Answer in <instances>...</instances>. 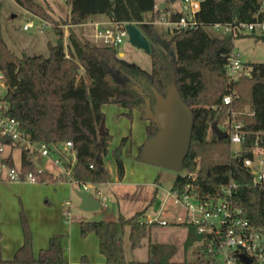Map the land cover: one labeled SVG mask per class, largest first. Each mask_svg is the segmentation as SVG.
I'll use <instances>...</instances> for the list:
<instances>
[{
	"label": "trees",
	"instance_id": "obj_1",
	"mask_svg": "<svg viewBox=\"0 0 264 264\" xmlns=\"http://www.w3.org/2000/svg\"><path fill=\"white\" fill-rule=\"evenodd\" d=\"M14 1L29 13L50 22L58 39L56 44H50L49 57H19L8 47L0 31V67L5 75L4 101L10 106L8 115L18 120L35 142L49 146L72 142L76 161L74 165L68 162L66 168L71 169L74 181L98 189L110 180L105 158L112 136L106 129L100 134L105 105H117L127 111L129 117L136 111L146 121L147 111L154 109L157 95L165 97L169 88L176 87L192 109L194 118L190 150L184 161L186 173L176 179L172 192L183 193L193 184L199 197L204 199L218 195L223 186L235 182L238 188L232 203L264 236V189L253 184L252 174L243 165L250 154L242 152L236 157L230 139L219 140L213 131L215 123L223 127L235 113L252 135L264 132V64H251L250 75L229 82L228 57L234 50V41L245 35L212 37L207 32V27L216 24L264 22V0H202L196 17L198 26L175 30L171 39L161 35L154 25L162 14L156 10L157 0H67L71 10L63 23L69 26L67 46L62 24L42 5L35 0ZM98 17L138 26L152 46L150 73L124 61L118 48L92 45L74 31L75 26L88 24ZM178 17L173 16L175 20ZM250 36L264 41V35ZM115 72L138 86L143 95L115 82ZM230 94L236 95L233 104L223 106V98ZM147 123L146 140L159 131L154 123ZM129 141L130 136L124 138L113 151L120 181L126 173L123 149ZM255 141L256 136H249L245 147L254 146ZM23 162L25 172L36 171L35 162L26 154ZM67 179L64 174L46 171L40 176V183L58 184ZM146 210L130 218L120 215L117 221H82L81 234L98 237L106 264H126L123 251L126 228H129L133 249L141 248L143 241L150 239L155 224L147 222ZM184 225L188 230L185 250L198 244V263L215 264L212 254L207 252L209 240L191 225ZM22 227L24 244L12 260H1L0 264H68L65 249L55 237L48 248L35 256L30 225L24 215ZM2 237L0 230V242ZM148 251V260L135 264H181L174 261L177 253L174 247L150 240Z\"/></svg>",
	"mask_w": 264,
	"mask_h": 264
},
{
	"label": "rangeland",
	"instance_id": "obj_2",
	"mask_svg": "<svg viewBox=\"0 0 264 264\" xmlns=\"http://www.w3.org/2000/svg\"><path fill=\"white\" fill-rule=\"evenodd\" d=\"M35 1L42 5L57 22L62 24L61 27L64 31L69 30V26L63 25L64 21L69 18L71 11L67 0ZM168 8L171 10L179 9L180 0L175 4L169 3ZM30 22L34 24V27L26 31L24 27ZM155 26L161 35L166 39H171L173 31L167 29L164 25L155 24ZM73 29L83 41L92 45H104L102 40H96L93 37L96 30L90 24L75 26ZM0 31L8 47L19 57L23 55L49 57L50 44H56L58 39L54 27L50 22H46L29 13L14 0H0ZM207 32L212 37H223L225 35V28L218 29L215 26H210L207 27ZM250 35L252 34L245 32V37L236 39L233 50V53L241 59L247 68V72L251 71L249 68L251 64H264V41L257 40ZM65 45H68V36L65 37ZM118 50L120 57L124 61L138 65L147 73L152 71L151 55L133 46L128 38L118 47ZM5 93L6 88L0 85V94L5 95ZM126 112L124 109L113 104L103 107V113L105 114L104 128L112 136L110 151L105 158V165L109 170L110 180L107 184L101 186L103 196L107 199L106 208L102 207L95 213L82 211L80 209L81 200L76 191L78 189L81 192L87 191L75 183L74 185L71 184L69 181L60 183L68 184L72 188V196H64L62 192L53 191L55 198L50 203L53 204L52 209L54 212L58 211L57 208L61 204V221L53 218L51 228L58 231L57 239L60 240L65 249L64 258L66 256L68 258L69 256L74 257V261L69 260L70 264H84L82 263L83 257L87 255L88 258L84 260L87 261V264H106L105 258L100 252L98 237L95 234L83 237L81 234L80 221H82L83 216L87 217L91 216L90 214H94L93 216L96 217V220L91 221H103V219L117 221L121 213L128 217L138 211L147 209V221L155 223L150 240L154 243L176 248L177 253L174 261L177 263L200 264L198 263L200 256L198 244L185 250V238L188 231L184 225L186 224L184 221L186 220V213L177 196L172 192L176 179L179 176H184L186 172L184 170L182 172H175L162 169L137 160L138 149L147 138V122L142 120L136 111L132 114V117H129ZM129 136L130 141L123 149L126 174L124 179L120 181L117 179L118 175L113 151L120 146L124 138ZM238 150L239 147L234 145L233 151ZM15 158L16 164L19 166L21 154L17 152ZM61 158L63 160L62 164H55L51 160L42 158H36L34 162L37 168L58 175L63 171L64 163L70 160L69 156H61ZM136 167L148 168L150 172H145L144 176L140 178L139 174L134 171ZM137 180L142 183L139 187L129 185L131 181ZM146 181L151 182L146 184ZM156 181H158L157 184H155ZM15 185L0 183V189L4 188L6 190L0 191V216H4L3 219L5 220L3 226L5 227L9 223L13 226L12 214L14 215L17 212L16 217L18 216L20 219L21 208H24L26 213L29 211L33 218L40 222L38 218L43 214L40 202L44 204L46 201L45 196L39 197L37 191H13V186ZM21 185L48 186L51 184L21 183ZM90 192L94 194V191ZM116 195H118V198H116ZM182 220L184 221L183 223H181ZM163 222H167L168 225L163 226ZM41 226L43 227V225ZM70 226L74 230L73 236L70 234ZM34 227L36 228L37 226L34 224ZM123 251L126 264L144 261L148 256L147 248H132L129 228H126L123 236ZM211 259H213L212 263L217 264V261H214L215 257L212 256ZM220 260L223 262L225 258L221 257Z\"/></svg>",
	"mask_w": 264,
	"mask_h": 264
},
{
	"label": "built area",
	"instance_id": "obj_3",
	"mask_svg": "<svg viewBox=\"0 0 264 264\" xmlns=\"http://www.w3.org/2000/svg\"><path fill=\"white\" fill-rule=\"evenodd\" d=\"M201 2L202 0H180V8L175 10L169 9L168 4L167 10L162 12L154 25H164L171 31L194 29L198 26L196 17L201 9ZM156 10H159V6H156ZM174 15H179L178 19L175 20ZM126 25L111 22V25L103 28L102 24L96 23V38L102 40L105 46L118 48L128 38ZM33 27L34 24L30 22L25 25L24 29L28 31ZM215 27L218 29L225 28V35H245V32L258 36L264 35V22L216 24ZM226 74L229 82H236L241 76L250 75V72H247V68L241 59L232 52L227 60ZM0 85L6 88L5 75L1 67ZM4 98L5 95L0 94L1 184L40 183V176L46 171L37 168L35 172H25L24 154L32 161L36 158H42L51 160L55 164L63 163L61 156H69L68 162L74 165L76 151L72 142L49 146L33 141L22 129L21 123L8 115L10 106L4 101ZM235 98V94L225 96L222 105H232ZM211 108L214 109L215 106ZM220 128L227 133L232 151L234 145L239 147L238 151H233L236 157L242 152L250 154V157L244 160L243 165L252 174L253 184L264 189V132L253 134L256 136L254 146L245 147L248 137L253 135L244 129V125L238 121L235 113H232L229 121ZM17 152L21 154L19 166H17L15 158ZM68 162L64 163L63 171L60 174L67 176V181L71 184L75 183L82 186L85 191L94 188L91 184L80 185L74 181L71 177V169L66 168ZM237 188L238 185L231 182L223 186L218 195L202 199L194 189L193 184H189L185 192L173 194L177 196L186 213L185 223L194 227L198 234L209 240L207 252L215 257L217 264H245L237 257L238 255L249 258L250 264H264V236L244 218L243 211L232 203L234 191ZM98 195L101 197V208H106V197L101 192H98ZM184 221L182 220L181 223ZM147 222L155 224L151 221ZM162 225L167 226L168 223L163 222ZM221 257L225 258L223 262L220 260Z\"/></svg>",
	"mask_w": 264,
	"mask_h": 264
},
{
	"label": "water",
	"instance_id": "obj_4",
	"mask_svg": "<svg viewBox=\"0 0 264 264\" xmlns=\"http://www.w3.org/2000/svg\"><path fill=\"white\" fill-rule=\"evenodd\" d=\"M178 0H166L159 6L160 11H166L169 3L175 4ZM129 42L152 53V46L147 37L136 24H127ZM115 82L130 87L134 91L143 95L138 86L130 83L123 74L115 72L113 74ZM192 109L183 101L176 87L169 88L166 96L157 95V102L153 110H148L145 116L147 122H152L158 127L157 135L145 141L138 158L141 163L168 169L175 172L184 170V161L188 156L191 144L193 129ZM213 131L219 140L227 138V133L218 124L213 125ZM105 133L104 124L101 125L100 134ZM81 200L80 209L84 212H98L101 209V202L94 195L88 192H77ZM245 264H250L251 260L242 255H238Z\"/></svg>",
	"mask_w": 264,
	"mask_h": 264
},
{
	"label": "crops",
	"instance_id": "obj_5",
	"mask_svg": "<svg viewBox=\"0 0 264 264\" xmlns=\"http://www.w3.org/2000/svg\"><path fill=\"white\" fill-rule=\"evenodd\" d=\"M166 0H157V4L156 6H160V4H162L163 2H165ZM111 20L105 18V17H98L95 18L93 21L89 22L88 24H90L91 26L94 27L95 29V24L96 23H100L102 24L104 27H107L108 25H111ZM96 32V31H95ZM69 36V30L65 31V37ZM96 40H98L96 38V35L93 36ZM138 113V112H137ZM138 115L141 118L140 113H138ZM148 125V123H147ZM145 143V141L141 144V146L138 149V154L140 151V148L142 147V145ZM126 170V168H125ZM135 173L139 174L140 178L144 176L145 172L149 173L150 171L148 170V168H139L136 167L135 168ZM52 173V172H50ZM54 174V173H53ZM126 174V173H125ZM56 175V174H55ZM118 179V176H117ZM151 181H146L145 183L148 184ZM158 181H156L155 184H157ZM127 184V183H126ZM141 181L137 180V181H131V183H129V185L134 186V187H139L141 185ZM74 185V184H73ZM128 185V184H127ZM82 187V186H79ZM72 188L68 185V184H63V183H59V184H51L48 186H31V185H21V184H16L15 186H13V191H37V193L39 194V197L45 196L46 201L44 202H40V207H41V211H43L42 215L38 218L40 220V222L37 219H34L33 216L31 215V213L29 211L24 210V208L20 209V219L18 218L17 212L14 213V215L12 214L13 220V226L11 225V223L7 224L5 227L3 226V222L5 221L3 217L0 216V230L2 232V240L0 242V261L1 260H12L16 254V252L22 247V245L24 244V232H23V227H22V216L24 215L27 219V221L29 222L30 225V229H31V233H32V238H33V246H34V253L35 256H38L39 252L42 249H46L49 247L50 244V240L52 238H57V234L58 231L55 229L51 228V222L53 221V218H56L57 220L61 221V204L60 206L57 208V212H54L52 209V203L51 200H53L54 197V193L53 191H57V192H62L64 196H72ZM0 191H6L4 188H1ZM79 191V189L76 191V193ZM90 191H94V194H92ZM89 194L94 195L96 198H98L99 200L101 199V197L98 195V192H103L101 187L96 189L95 187L88 190L87 191ZM103 195V193H102ZM120 197V196H119ZM116 198H118V195H116ZM45 205V206H44ZM24 207V206H23ZM5 212V211H4ZM140 212V211H138ZM136 212V213H138ZM86 213H95V212H86ZM135 213V214H136ZM29 214V216H28ZM133 214V215H135ZM19 215V213H18ZM91 216H83L82 221H91V220H96V217L93 216L94 214H90ZM121 215L127 217L125 214L121 213ZM132 215V216H133ZM132 216H128L127 218H130ZM15 218V219H14ZM19 219V220H18ZM104 221H113V219H103ZM80 221V224L81 222ZM34 224L37 226L36 228L34 227ZM43 225V227L41 226ZM48 225V226H47ZM61 225H65V224H61ZM67 228V226H66ZM74 230L71 228L70 226V234L71 236H73ZM188 235V231L186 234V238ZM185 238V240H186ZM149 241L150 239H145L143 241L142 247L147 248V252H148V256L147 259L144 261L148 260L149 257V251H148V245H149ZM152 241V240H151ZM87 255H85L83 257V262L84 264H87V261H84L85 259H87ZM74 261V257L72 258L71 256H69V258L66 256L65 260L68 264L69 260ZM76 259V258H75ZM144 261H136L133 262L132 264H135L137 262H144Z\"/></svg>",
	"mask_w": 264,
	"mask_h": 264
}]
</instances>
